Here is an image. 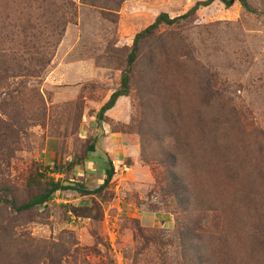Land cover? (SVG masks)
I'll list each match as a JSON object with an SVG mask.
<instances>
[{"label":"rangeland","instance_id":"rangeland-1","mask_svg":"<svg viewBox=\"0 0 264 264\" xmlns=\"http://www.w3.org/2000/svg\"><path fill=\"white\" fill-rule=\"evenodd\" d=\"M200 1L0 0V197L28 202L55 164L88 191L115 168L100 194L0 204V264H264V14L216 2L162 27L96 124L136 35Z\"/></svg>","mask_w":264,"mask_h":264},{"label":"trees","instance_id":"trees-1","mask_svg":"<svg viewBox=\"0 0 264 264\" xmlns=\"http://www.w3.org/2000/svg\"><path fill=\"white\" fill-rule=\"evenodd\" d=\"M216 2H220L225 5V7L229 8L233 6L234 4L238 3L240 6H242L247 12L253 13V14H264V12L260 13L257 10L253 9L251 5L249 4L248 0H205L197 2L186 14L172 18L167 13H161L159 16L155 19V21L147 27L145 30L138 33L134 39L133 46L131 49V52L127 59V67L125 71L122 74L121 78V85L118 90H116L111 96L110 99L103 105V107L100 109L98 115H97V126H102L103 123H105L107 119V113L113 110L118 101L122 98H127L130 95L131 91V79L132 74L135 70V66L139 60L140 54H141V45L146 40L152 39L156 36L158 31L162 27H173L177 25H181L190 19L194 18L197 13L202 8H208L211 5H213ZM69 4V3H68ZM71 21L65 22V25L71 23ZM55 27V26H53ZM58 29V27H57ZM65 32V29L62 30V33L59 34V38L63 37V33ZM56 45L53 46L54 49H56ZM44 62H39V67H44ZM27 76L31 77H37L38 72H35L34 70H27L26 68L23 70ZM88 153L94 154L96 153V147L95 144H91L88 146ZM173 162L176 163V156L170 155L169 156ZM106 164L105 167V179L101 183L100 187L94 191H88L85 189L84 184H76L73 182H62L55 179V176L62 174L63 171L61 166H57V164L54 165V167H48L47 172L50 173L52 176L50 178H47V174L45 172H41V170L37 171V176L40 178H44V182L41 180L38 181L35 178H32L30 181V185H41L43 187V191L37 195H35L33 198H31L28 202L17 205L13 200H10L8 198L0 197V204L8 205L11 207L15 212L17 213H25L32 211L33 209L43 206L45 204L50 203L55 194L60 191H77L79 193H83L86 195L91 194H100L107 188H109L112 184L113 177L115 175V168L113 165V162L111 160L104 161ZM172 176L177 180V186H180V180L176 173L173 172ZM185 236L189 237L190 235L188 233H185ZM187 239V238H186ZM195 258L191 257L192 262L190 264H196Z\"/></svg>","mask_w":264,"mask_h":264}]
</instances>
